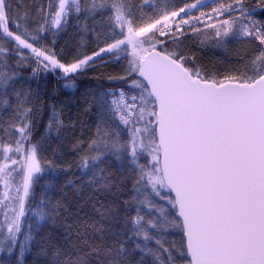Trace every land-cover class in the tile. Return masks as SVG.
<instances>
[{"label": "snow or ice", "instance_id": "obj_1", "mask_svg": "<svg viewBox=\"0 0 264 264\" xmlns=\"http://www.w3.org/2000/svg\"><path fill=\"white\" fill-rule=\"evenodd\" d=\"M0 264H264V0H0Z\"/></svg>", "mask_w": 264, "mask_h": 264}, {"label": "trees", "instance_id": "obj_2", "mask_svg": "<svg viewBox=\"0 0 264 264\" xmlns=\"http://www.w3.org/2000/svg\"><path fill=\"white\" fill-rule=\"evenodd\" d=\"M25 3H31L32 0H24ZM258 17H259V12H258ZM234 55V52H224V51H212L209 50L203 57L204 61L206 63H215L217 60L226 58V57H231ZM115 70V69H113ZM96 81L94 80H87V79H82L77 82L78 84V90L73 92L72 90H65L68 92L69 96L72 97V103L69 105V107L72 109L73 113L77 111V103L80 101V96L81 93L86 92L89 87H95L96 86ZM107 86V85H106Z\"/></svg>", "mask_w": 264, "mask_h": 264}]
</instances>
